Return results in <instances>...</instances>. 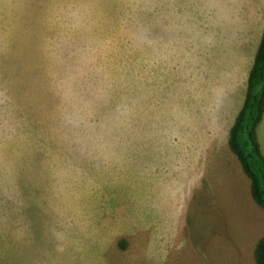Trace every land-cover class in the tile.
<instances>
[{
    "label": "rangeland",
    "instance_id": "1",
    "mask_svg": "<svg viewBox=\"0 0 264 264\" xmlns=\"http://www.w3.org/2000/svg\"><path fill=\"white\" fill-rule=\"evenodd\" d=\"M215 2L0 0V264H211L245 93L243 36L206 56Z\"/></svg>",
    "mask_w": 264,
    "mask_h": 264
},
{
    "label": "crops",
    "instance_id": "2",
    "mask_svg": "<svg viewBox=\"0 0 264 264\" xmlns=\"http://www.w3.org/2000/svg\"><path fill=\"white\" fill-rule=\"evenodd\" d=\"M223 0H216L215 7L213 10V14L216 16V21L212 24V46L210 47V52L206 54V56H212L217 59H225L227 54L235 53L236 47L239 41V35L244 38V49L242 53H244V61H241L240 68L238 70V78H235V82L233 84V89L237 87H241L244 85L245 93H246V85L247 78L253 63L254 55L258 48L262 31L264 29V0H227L226 6L223 5ZM221 5V6H220ZM217 17H219L217 19ZM244 93V97H245ZM243 97V101H244ZM243 105V103H242ZM242 108V106H241ZM240 108V110H241ZM238 111V113L240 112ZM238 113H232V117L227 121L228 125L226 128L227 136L225 137V144H228V135L229 131L234 123V120ZM261 123V122H260ZM260 125V124H259ZM259 127V126H258ZM226 134V133H225ZM257 137L260 145L261 153L264 157V152L260 143L259 131L257 128ZM226 152V147H225ZM224 152V153H225ZM226 155H232L225 153ZM230 156L231 165L226 167V163L224 168L222 169L223 174L227 173L231 178L227 179L228 181L225 184L227 190H224L226 193L224 196H229V207L225 209H219L217 206L215 217L217 218V222L213 220H209L211 223V227L209 228L208 236L212 243L209 241V245L206 248L209 249L211 257L214 259L210 260L211 264H220L219 260L221 258V264H255L254 262V250L257 242L264 235V212L258 206H253L250 201V183L247 182L248 186V198H249V206L250 208L247 210L245 215L246 224H244L243 219L240 220V216L234 212L231 208L232 200L231 194L237 193L236 191V179L239 181L242 180V171L240 172L238 168V161L236 157L232 158ZM235 159V160H234ZM240 167V166H239ZM232 168L235 170V174L231 175L227 171H232ZM213 169L217 170L215 166ZM215 172V171H213ZM202 182L203 180L195 178L192 180L191 188L194 190L202 191ZM217 186V181L210 182V191L212 194H218V190L214 188ZM208 189V188H207ZM209 194V190H207L203 194V201L207 202V195ZM189 200V199H188ZM187 199H181L179 201L178 211H181L182 208H186ZM222 203H228V200H222L218 203L215 202V205L219 204L222 206ZM210 210L207 212L214 211L213 203L210 201ZM231 204V205H230ZM203 208V206H202ZM174 210L176 208H173ZM160 210L165 211V206L160 208ZM209 216V215H208ZM208 216L206 218H208ZM249 218V224H248ZM235 219L238 220L237 224L234 222ZM185 223L182 219V229ZM177 227V226H176ZM179 232H181L180 225L178 224ZM215 228H217L215 230ZM166 231H168V227L166 226ZM170 232L175 235V230L170 229ZM198 252L199 248L197 249ZM216 252V254H214ZM196 256V254H195ZM198 256L200 254L198 253ZM220 258V259H219Z\"/></svg>",
    "mask_w": 264,
    "mask_h": 264
},
{
    "label": "trees",
    "instance_id": "3",
    "mask_svg": "<svg viewBox=\"0 0 264 264\" xmlns=\"http://www.w3.org/2000/svg\"><path fill=\"white\" fill-rule=\"evenodd\" d=\"M264 114V29L247 78L242 108L228 135V148L250 183L253 202L264 211V157L257 128ZM255 264H264V235L254 250Z\"/></svg>",
    "mask_w": 264,
    "mask_h": 264
}]
</instances>
